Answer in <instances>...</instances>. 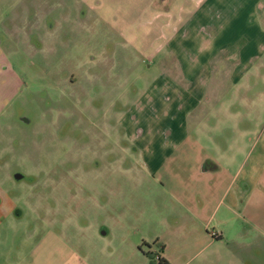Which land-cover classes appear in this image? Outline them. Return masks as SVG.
Wrapping results in <instances>:
<instances>
[{"label": "crops", "instance_id": "1", "mask_svg": "<svg viewBox=\"0 0 264 264\" xmlns=\"http://www.w3.org/2000/svg\"><path fill=\"white\" fill-rule=\"evenodd\" d=\"M141 8L139 19L147 16L146 6ZM138 44L150 63L159 57L158 64L171 69L116 113L124 142L134 148L127 155H138L139 163L121 172L141 180L143 196L157 197L160 204L117 215L115 196L132 199L133 193H116L113 185L108 209L96 204L108 212L107 221L80 220L77 213H67L68 207L60 208L67 217L43 220L44 232L32 231L26 251L18 250L14 235L1 234L5 222L0 219V264H190L199 254L192 243L203 238L211 245L235 244L212 257L215 264L226 259L259 263L264 165L258 170L251 154L250 147L260 144V126L250 115L264 114V0H199L171 41L157 45L153 58L148 56L152 49ZM109 126L108 136L116 130ZM19 176L14 175L16 181ZM80 184L77 201L84 179ZM3 212L21 215L9 192L0 188V217ZM139 219L155 224L153 245L163 242L156 262L151 243L129 230Z\"/></svg>", "mask_w": 264, "mask_h": 264}, {"label": "rangeland", "instance_id": "2", "mask_svg": "<svg viewBox=\"0 0 264 264\" xmlns=\"http://www.w3.org/2000/svg\"><path fill=\"white\" fill-rule=\"evenodd\" d=\"M143 1L0 0V188L21 212L18 217L3 212L1 234L14 235L19 251L28 249L32 231L42 235L43 220L67 217L60 208L68 207L67 213H77L80 220L107 221L108 212L96 204L108 209L113 185L116 193H133L132 199L115 196L117 215L160 204L157 197L143 196L141 180L121 172L137 167L138 155H127L134 148L124 142L116 113L171 69L161 67L159 57L150 63L138 43L152 49L148 56L153 58L157 45L171 41L199 0ZM145 6L147 16L139 19ZM144 58L147 64L136 62ZM263 115H250L260 126V144L250 147L258 170L264 165ZM108 122L116 127L111 137ZM83 179L84 194L77 201ZM139 220L129 230L151 243L156 262L163 242L153 245L155 224ZM209 241L192 243L199 254L190 264H215L212 257L235 246L230 240ZM260 255L256 264H264Z\"/></svg>", "mask_w": 264, "mask_h": 264}, {"label": "trees", "instance_id": "3", "mask_svg": "<svg viewBox=\"0 0 264 264\" xmlns=\"http://www.w3.org/2000/svg\"><path fill=\"white\" fill-rule=\"evenodd\" d=\"M159 262H160V263H162V260H160ZM163 262H164L165 264H167V262H166V261H163Z\"/></svg>", "mask_w": 264, "mask_h": 264}, {"label": "water", "instance_id": "4", "mask_svg": "<svg viewBox=\"0 0 264 264\" xmlns=\"http://www.w3.org/2000/svg\"><path fill=\"white\" fill-rule=\"evenodd\" d=\"M18 178H20V179H21V176H19Z\"/></svg>", "mask_w": 264, "mask_h": 264}]
</instances>
